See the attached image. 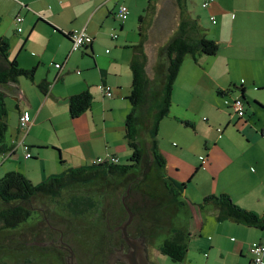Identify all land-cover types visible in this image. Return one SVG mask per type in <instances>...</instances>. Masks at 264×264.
<instances>
[{
	"label": "crops",
	"instance_id": "1",
	"mask_svg": "<svg viewBox=\"0 0 264 264\" xmlns=\"http://www.w3.org/2000/svg\"><path fill=\"white\" fill-rule=\"evenodd\" d=\"M162 1L176 5L174 36L183 19L191 20L220 44V50L198 61L185 58L170 113L159 124L157 140L165 167L159 169L153 160L152 179L163 184L167 196L166 180L185 184L180 199L193 224L188 221L171 229H187L189 246L195 238L200 264L217 257L226 264H249L250 247L264 244V230L220 221L215 210L201 212L198 205L207 196L227 194L241 208L264 215V0H214L207 8L202 6L206 11L201 16L197 10L196 17L188 11V0L184 7L176 0ZM152 3L156 6H151L147 28L158 7L164 6L159 0ZM121 5L132 14L137 0H0V37L10 42L9 58L24 69H34L32 79L21 77L6 89L9 142L24 141L32 158L27 159L18 146L0 162V172L19 171L37 185L107 155L120 161L127 157L132 64L147 54L141 47L147 28L140 25L137 34L130 16L119 21ZM19 15L28 22L27 28L20 25L21 33L15 21ZM211 18H219L218 23ZM208 20L214 26L203 28L200 22ZM75 31H85L92 42L73 51L68 36ZM101 85L110 87L113 95L107 96ZM85 91L92 94L93 103L72 118L71 98ZM236 97L244 100L243 118L229 106ZM24 113L31 117L27 132L19 128ZM20 150L23 158L16 159ZM180 264L193 263L187 255Z\"/></svg>",
	"mask_w": 264,
	"mask_h": 264
},
{
	"label": "rangeland",
	"instance_id": "2",
	"mask_svg": "<svg viewBox=\"0 0 264 264\" xmlns=\"http://www.w3.org/2000/svg\"><path fill=\"white\" fill-rule=\"evenodd\" d=\"M207 1L214 0H199V2L198 0H188V11L193 17H196L198 10L201 16L206 11L202 6ZM159 2L161 6H164L161 9L158 7L161 11L156 8L158 12L148 28L147 26L153 16L151 6H156L152 0H137L135 10L132 11V14L129 11V16L136 25L137 34H139L140 25H145L147 28V37L143 44V52L146 51L147 54L143 55L147 59L146 69L153 84L159 79L156 68L161 58L160 53L174 36L173 31L177 29L178 23V14L174 10L175 3L169 5V2L164 3L162 0ZM231 13L236 16L235 11ZM141 16L144 17L143 22L140 21ZM218 21L219 18H216V23ZM200 24L203 28H207V25L214 26L210 20L208 23L202 21ZM22 25L27 28L28 22H24ZM151 94H153L152 88L147 96L152 101ZM144 113L140 120V139L145 146L146 155L141 171L139 173L137 171L132 172L121 178L103 175L99 181L92 185L75 186L63 193L64 198L71 196V194H82V198L90 199L92 205L95 204V200L101 202L100 207H103L94 212L93 206L91 210H88L93 212L87 214L85 219L73 218L68 212H65L64 204L53 203L52 199L43 195L22 202L21 205L36 213L34 212L28 222L17 229L0 231V264H24L26 259H30V264L56 263L52 257H48V253L53 251L52 243H59L61 232L64 233V241L72 244L80 256L85 254L83 251L85 250L89 253L90 260L95 261L93 255L97 254L96 263L97 261L107 262L111 252L121 251V245L125 248L123 253H128L130 245L126 242V238L122 237V229L115 230L129 220V213L125 206L131 214H134L131 216L130 224H127V235L131 239L143 238L141 245L144 246L147 261L151 264H180L163 254L161 246L164 240L173 233L172 230L179 226L178 224L182 226L181 224H187L189 221L191 225L193 221L188 218L186 207L178 211L175 203L170 202L163 184L152 179L154 177V163L149 135L154 116ZM21 155L22 151L20 150L15 158H23ZM132 156L133 151L129 149L127 157L122 158L121 164H134L130 161ZM21 163L23 162L21 161ZM4 174L5 172L1 171L0 177ZM140 176L143 178L137 179ZM127 190L128 196L126 197ZM122 197L125 198L122 200ZM17 204L14 203L13 205ZM179 207L182 208V206ZM101 214L105 221L100 218ZM60 229L61 231H59ZM194 240L195 238H192L191 246L188 245L189 254L187 253V255L193 264H200V251H198ZM34 241L45 242L50 245L27 244L34 243ZM33 253L36 256H32ZM208 262V264H226L225 259L219 260L218 257L215 262L212 258ZM118 264L124 263L119 262Z\"/></svg>",
	"mask_w": 264,
	"mask_h": 264
},
{
	"label": "trees",
	"instance_id": "3",
	"mask_svg": "<svg viewBox=\"0 0 264 264\" xmlns=\"http://www.w3.org/2000/svg\"><path fill=\"white\" fill-rule=\"evenodd\" d=\"M176 2L180 7H184L186 4V0H176ZM140 21L143 22L144 17H141ZM144 41L141 44L142 49ZM10 48L9 40L0 37V157L12 153L13 150L15 151L12 154L16 152L13 141L9 142L6 89L9 85L16 84L21 77L32 79L34 76V69H24L16 60H10ZM219 50L220 44L207 37L201 27L199 29V26L193 21L183 19L178 32L160 53L161 58L156 68L159 79L155 81V84L152 83L148 75L147 59L144 58V55L132 64L133 84L131 95L128 98L132 108L126 120V139L128 146L133 151L130 161L134 164L115 165L108 162L101 164L92 162L89 166L69 169L61 174L52 175L37 185L19 171L6 173L0 177V231L14 230L27 223L34 212L21 203L40 195L52 199L57 204H64L65 212H68L73 218L84 219L90 212L88 210H91L93 206L94 212L100 208L101 202L95 200V204L92 205L90 199L82 198V194H71L65 198L62 194L75 186L92 185L99 181L103 175L121 178L132 172L139 173L145 157V149L140 139V120L144 116V112L154 116L150 131L151 154L159 169H164L165 163L160 157L157 140L159 124L170 113L174 86L185 58L191 56L195 61H198L200 56H215ZM45 87L44 84L40 85L43 91H46ZM151 88L153 90L152 101L147 97ZM226 91L231 92V89ZM92 103L93 96L88 91L73 96L70 101L72 118L80 117L90 109ZM186 124L189 125L187 122ZM164 185L169 193L170 202L175 203L179 209H181L179 206L186 207L185 202L180 199L184 195L185 184L166 180ZM14 203L18 204L13 205ZM198 207L201 212L212 208L217 212V219L220 221L233 220L250 228L264 230V215L260 216L241 208L227 194L207 196ZM172 232L164 240L161 252L168 255L174 262L182 263L187 257L191 234L185 228ZM24 264H30V259H26Z\"/></svg>",
	"mask_w": 264,
	"mask_h": 264
},
{
	"label": "built area",
	"instance_id": "4",
	"mask_svg": "<svg viewBox=\"0 0 264 264\" xmlns=\"http://www.w3.org/2000/svg\"><path fill=\"white\" fill-rule=\"evenodd\" d=\"M210 4V1H207L203 4L204 8H207ZM129 17V9L126 5H121L117 14H116V18L119 21H126ZM213 24L216 23L215 18H211ZM16 25L19 26L18 27V32L21 33L23 31V28L20 27V25H22L25 21L24 17H22L21 15H19L16 19ZM113 39H117L118 35L114 34L112 35ZM70 39L72 40V50L73 51H77L80 50L81 48H83L84 46L90 44L92 42V39L87 35V33L85 31H75L72 32L70 34ZM57 68H62L60 64H56ZM99 88L105 92V94L109 97H111L113 95V91L110 87L108 86H99ZM231 110L233 111V113L235 115H237L240 118H243L246 115V108H245V103L244 100L242 99V97H236L233 99V101L231 102V104L229 105ZM31 126V117L30 114L28 113H24L19 121V128L21 131H28L29 128ZM13 144L15 145V149H17L18 146H21L23 151L25 152V157L31 158V151H30V147L24 142V141H20L19 143L13 140ZM15 150L12 151V153ZM12 153L10 154H5L2 157H0V160H6ZM112 163L115 165H121V161L118 157L112 156V155H108L107 157H103V158H98L96 160H94V164H101V163ZM250 253L252 254V260L249 264H264V244H255L253 246L250 247Z\"/></svg>",
	"mask_w": 264,
	"mask_h": 264
},
{
	"label": "flooded vegetation",
	"instance_id": "5",
	"mask_svg": "<svg viewBox=\"0 0 264 264\" xmlns=\"http://www.w3.org/2000/svg\"><path fill=\"white\" fill-rule=\"evenodd\" d=\"M52 202L54 203V201H52ZM102 207L103 206H101L100 208H102ZM33 212H35V211H33ZM90 213H92V212H89L88 214H90ZM100 218L102 219V221H105L104 216L102 214H101ZM80 219H83V218H80ZM91 227H92V225H91ZM59 231H61V229ZM51 248H53L52 250L55 251L56 253L51 251V253H48V257H52V259L56 262L54 264H94V263H96V260L98 259L97 254H95V255L92 254L94 256L93 259L95 261H91L89 258V253H87L85 250H83L82 247H81V249L84 251L85 254L83 256H80L72 244L64 241V233L63 232H61V234H60L59 243L58 244L52 243ZM123 249H125V248L122 245L121 250H123ZM72 251L75 254V257H76L75 259L73 258L74 256L72 255ZM120 253H122V251L118 252V250H116V252L111 253L110 259L107 262L103 263V261H97L96 264H118L119 262L125 264V262L120 258ZM31 255L36 256L35 253H33Z\"/></svg>",
	"mask_w": 264,
	"mask_h": 264
},
{
	"label": "water",
	"instance_id": "6",
	"mask_svg": "<svg viewBox=\"0 0 264 264\" xmlns=\"http://www.w3.org/2000/svg\"><path fill=\"white\" fill-rule=\"evenodd\" d=\"M142 178H143V176H140L137 179L141 180ZM128 190H129V188H128ZM128 190H127L126 197L128 196ZM123 198H125V197H122V200H123ZM124 206H125V204H124ZM125 208L128 211V213H129V220L125 221L121 227H117L115 230H117L119 228L122 229V232H121L122 233V237L126 238V242L130 245V247H129V252L128 253H123V250H121L122 253H120V258L125 262V264H151L146 259V254L144 252V246L141 245V242H143V238L139 237L138 239H131L127 235V230H126L127 229V224H130V221L132 219L131 216L134 215V214H131L129 209L126 206H125ZM51 228H53V227L51 226ZM27 244H30V245L31 244H36V245H41V246L50 245V244H46L45 242L40 243V242H35V241H34V243H27ZM115 252H116V250H115ZM118 252H120V251H118ZM72 255L74 256L73 258L75 259L76 257H75V254H74L73 251H72ZM110 256H111V254H110Z\"/></svg>",
	"mask_w": 264,
	"mask_h": 264
}]
</instances>
